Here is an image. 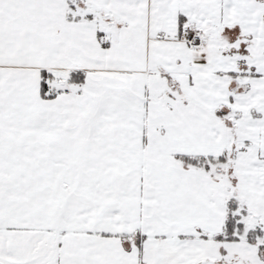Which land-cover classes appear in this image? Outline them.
<instances>
[{"label":"snow or ice","instance_id":"6c2138e0","mask_svg":"<svg viewBox=\"0 0 264 264\" xmlns=\"http://www.w3.org/2000/svg\"><path fill=\"white\" fill-rule=\"evenodd\" d=\"M0 264H264V0H0Z\"/></svg>","mask_w":264,"mask_h":264}]
</instances>
